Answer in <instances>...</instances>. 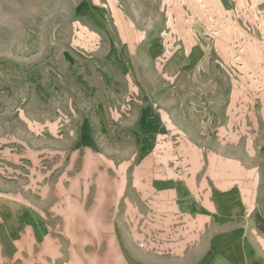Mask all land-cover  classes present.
I'll return each instance as SVG.
<instances>
[{
    "label": "rangeland",
    "instance_id": "374dc122",
    "mask_svg": "<svg viewBox=\"0 0 264 264\" xmlns=\"http://www.w3.org/2000/svg\"><path fill=\"white\" fill-rule=\"evenodd\" d=\"M87 175L263 223L264 0H0V264L37 263L33 216Z\"/></svg>",
    "mask_w": 264,
    "mask_h": 264
},
{
    "label": "crops",
    "instance_id": "0c3cea01",
    "mask_svg": "<svg viewBox=\"0 0 264 264\" xmlns=\"http://www.w3.org/2000/svg\"><path fill=\"white\" fill-rule=\"evenodd\" d=\"M82 179L67 189L76 210H41L28 225L37 233L36 264H264V221L238 225L236 208H229L231 193L221 201L194 191L193 178L170 176L161 181L168 203L157 207L155 194L125 193L123 179L120 186L91 175ZM146 199L152 207L141 205ZM219 204L228 215L223 225L215 220L221 217ZM241 211L245 217L251 212ZM85 248L94 251L89 259L69 256V250Z\"/></svg>",
    "mask_w": 264,
    "mask_h": 264
}]
</instances>
